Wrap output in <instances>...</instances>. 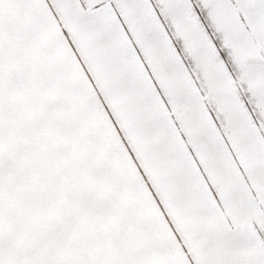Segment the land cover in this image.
Instances as JSON below:
<instances>
[{
    "label": "snow or ice",
    "instance_id": "1",
    "mask_svg": "<svg viewBox=\"0 0 264 264\" xmlns=\"http://www.w3.org/2000/svg\"><path fill=\"white\" fill-rule=\"evenodd\" d=\"M0 264H264V0H0Z\"/></svg>",
    "mask_w": 264,
    "mask_h": 264
}]
</instances>
